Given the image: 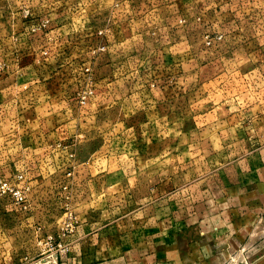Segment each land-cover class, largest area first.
<instances>
[{
	"label": "rangeland",
	"instance_id": "1",
	"mask_svg": "<svg viewBox=\"0 0 264 264\" xmlns=\"http://www.w3.org/2000/svg\"><path fill=\"white\" fill-rule=\"evenodd\" d=\"M113 1L0 0V83L11 78L10 66L27 67V81L47 83L45 93L54 96L45 97L43 114L50 124L56 105L63 106L61 91L75 85L76 100L60 115L71 121L67 154L51 139V167L38 169L34 154L16 173L31 186L28 198L31 178L48 184L27 209L0 217L11 230V261L222 264L212 259L227 257L229 264H260L264 216L255 203L243 207V194L245 179L259 176L264 144V0H131L133 22L114 32L127 39L123 47L147 56V71H163L173 82L163 93L168 99L133 104L125 87L123 104L90 105L109 46L111 12L101 4ZM154 7L160 16L146 20L143 13ZM41 18L50 19L44 31ZM61 19L60 32L76 23L73 42L59 41L67 56L51 53L48 38ZM146 77L119 81L129 86ZM12 171L0 169V178L13 179ZM70 210L73 226L64 229Z\"/></svg>",
	"mask_w": 264,
	"mask_h": 264
},
{
	"label": "crops",
	"instance_id": "2",
	"mask_svg": "<svg viewBox=\"0 0 264 264\" xmlns=\"http://www.w3.org/2000/svg\"><path fill=\"white\" fill-rule=\"evenodd\" d=\"M114 2V3H113ZM112 4H101L102 7H107L106 10H110L111 14L108 17V51L104 54L103 61H101V79L98 81H93L91 83V87H95L98 90L99 96L95 98L90 105L96 104L100 102L102 106H109L112 104H123L124 97L119 96L120 90L125 87H129L133 90V104L137 105H156L161 104L162 99L167 100V96H163V93L170 89V85L173 83L170 80L167 81V78L163 71L153 70L147 71L145 68V63H147V56H143L141 51L135 52L133 49H128L123 47L127 39L123 41V38L119 40L120 36L117 37L118 32L116 29H120L122 24H124L127 20L130 22L134 20L136 10H134L135 6L131 2V0H123V1H113ZM88 9V7L86 8ZM158 8L154 7V9H147L143 14L146 17L153 16L154 14L159 15L160 12ZM87 18V17H86ZM75 19V18H74ZM146 20H148L146 18ZM55 24L58 26L56 30H53V36H48L51 41V53H55L58 56H67V51H65L60 42L67 41L73 42L72 40L76 38L75 30L73 26L76 23L74 21H69V30L60 32L62 29L61 26H64L65 22L61 19ZM38 27L41 31H44L48 28L50 24V19L41 18V22L39 21ZM138 32V31H137ZM135 34V30L131 32ZM133 37H137L136 35H132ZM13 39V35L11 36ZM17 39V38H16ZM119 40V41H118ZM60 41V42H59ZM87 64V63H86ZM91 64H87L86 66H90ZM27 67L14 66L8 67L9 74L6 76H10L9 80H5L4 84L0 86V169H10L14 170L13 175L15 176L17 172H20L23 169H26L28 163H30V155H34L32 157V164L37 166L38 169L51 167V162L46 161L47 158L45 154H48L50 145L49 142L53 139V142H57L56 148L61 152L67 154V148L72 147L70 144H66L68 140L66 138H70L72 136V128L70 119H60V115H66L68 113V105L74 104L76 102L71 96H74L75 85L67 86V89L61 91V97H63V106L56 105V112L54 115L57 117H53V123L50 124L48 119H45V114H43L44 105H45V97L50 98V94L47 95L45 93V88H47L45 82L35 83L31 86L30 81H27L26 74ZM137 75L141 78V75L145 76L144 79H137L135 82H131L129 86H125L124 82H120L121 78L125 76ZM16 75V76H15ZM15 76V77H14ZM14 77V79H13ZM7 79V78H6ZM30 85V86H29ZM40 88L42 91H34L33 89ZM66 86L63 85L62 89H65ZM136 89V91H135ZM144 91H147L146 94ZM59 92V90L57 91ZM67 94V96H65ZM162 94V95H159ZM54 95H51V98ZM135 100V101H134ZM82 103V102H81ZM35 105L33 110H30V107ZM64 107V109H62ZM41 113V114H40ZM59 116V117H58ZM262 120L264 119V114L261 115ZM31 138V139H30ZM36 142V145L33 143ZM30 141L32 143H30ZM56 144V143H55ZM70 155L72 153L71 150ZM69 154V153H68ZM76 155V154H73ZM255 167L259 168V176L255 178L245 179V189H244V206L248 209H252L255 203V207L260 211H262V215L264 216V144L261 148V160L259 165L256 164ZM11 176V177H12ZM44 179L42 177L31 178V185L33 189L31 190V196L29 195L28 202L34 201L33 196L34 192L37 190H41L42 186L48 184V181L45 180V183L41 182ZM37 184V185H36ZM232 194V195H231ZM233 196L236 199V195L234 193H229V199ZM37 197V195H36ZM35 197V198H36ZM38 199V198H37ZM28 204V203H27ZM22 207L16 205L11 199L6 196L0 195V210H4V214L0 213L1 216H12L14 210H21ZM23 209V208H22ZM27 209V208H25ZM8 224H3L0 222V264H7L11 261V251L10 246L11 237L8 234L11 230L6 226ZM36 228L41 229L40 226H36ZM10 239V240H9ZM251 242L245 244V247L250 246ZM264 244H262L263 246ZM229 258L225 257L220 259L219 261L212 259L213 263H222L229 264ZM260 264H264V252L257 259ZM209 263V260H208Z\"/></svg>",
	"mask_w": 264,
	"mask_h": 264
},
{
	"label": "built area",
	"instance_id": "3",
	"mask_svg": "<svg viewBox=\"0 0 264 264\" xmlns=\"http://www.w3.org/2000/svg\"><path fill=\"white\" fill-rule=\"evenodd\" d=\"M101 48H105L102 44ZM86 101V93L84 92L80 98V102ZM30 185L24 182V175L19 173L14 176L13 179L0 178V195L10 197V199L16 204L25 208L28 201V192L30 190ZM68 221L64 226V229H71L73 218L72 211L66 213ZM7 264H17L16 262L9 261Z\"/></svg>",
	"mask_w": 264,
	"mask_h": 264
}]
</instances>
